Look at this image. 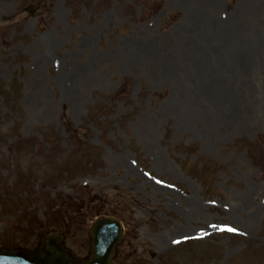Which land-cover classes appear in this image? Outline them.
Returning <instances> with one entry per match:
<instances>
[{"label": "rangeland", "instance_id": "obj_1", "mask_svg": "<svg viewBox=\"0 0 264 264\" xmlns=\"http://www.w3.org/2000/svg\"><path fill=\"white\" fill-rule=\"evenodd\" d=\"M232 45L224 118L186 93ZM113 212V264H264V0H0V247Z\"/></svg>", "mask_w": 264, "mask_h": 264}, {"label": "bare ground", "instance_id": "obj_2", "mask_svg": "<svg viewBox=\"0 0 264 264\" xmlns=\"http://www.w3.org/2000/svg\"><path fill=\"white\" fill-rule=\"evenodd\" d=\"M54 13L57 14L56 11H54ZM221 20L213 18L212 19V31L215 33L218 31V29H220L221 27ZM223 29V25L222 28ZM88 40H84L81 41L79 43V46L77 47V49L81 50L83 47H85V45L87 44ZM52 47V43L49 44V48ZM237 47L236 45H232L230 47H228V51L217 54L216 57L214 58L215 60L212 62V66L211 69H207V66H205V69L203 71V73L201 74V76L192 78L191 81L187 84L188 87V91L186 93V95L191 99L194 100L195 102L197 101V98L199 96V94H201L203 96V91H208L207 95L209 93H211V89H214L215 86H217V89H219L218 93L215 94V99L214 100H209V106H212V104H218V107H223V117L225 118V115L228 111V109H232V111H238V109L242 108L244 109L245 106L241 105V101H235L234 103L233 100L234 97H236L237 95L234 94V92H232V86H235L234 81L229 80L228 76L230 74H232L230 71H226L225 70V66H228V62H230L233 66H236V62L234 59H230V56L234 53V49ZM238 55V53H236ZM240 68L243 65H238ZM230 69V67H229ZM82 70H78L77 72V76H79L81 74ZM232 103V104H231ZM245 110V109H244ZM224 121V120H223ZM250 201L249 196L244 197V203H248ZM242 203V201H241ZM253 215H258V211L256 213H252ZM260 215V213H259ZM256 217V216H254ZM250 219H252V215L249 216ZM257 218V217H256ZM164 237L160 238V244H161V240ZM166 239V238H164ZM165 242L167 243V240H165Z\"/></svg>", "mask_w": 264, "mask_h": 264}, {"label": "water", "instance_id": "obj_3", "mask_svg": "<svg viewBox=\"0 0 264 264\" xmlns=\"http://www.w3.org/2000/svg\"><path fill=\"white\" fill-rule=\"evenodd\" d=\"M90 235L93 239V259L90 264H110L115 246L120 242L122 232L117 222L100 219L92 228ZM37 259L47 264H62L71 260L69 254L59 248L57 239H52L45 251ZM79 264V263H77Z\"/></svg>", "mask_w": 264, "mask_h": 264}]
</instances>
